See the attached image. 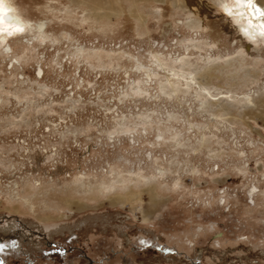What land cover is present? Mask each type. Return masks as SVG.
Listing matches in <instances>:
<instances>
[{
  "label": "rangeland",
  "instance_id": "obj_1",
  "mask_svg": "<svg viewBox=\"0 0 264 264\" xmlns=\"http://www.w3.org/2000/svg\"><path fill=\"white\" fill-rule=\"evenodd\" d=\"M7 2L0 264H264V43L230 0Z\"/></svg>",
  "mask_w": 264,
  "mask_h": 264
},
{
  "label": "bare ground",
  "instance_id": "obj_2",
  "mask_svg": "<svg viewBox=\"0 0 264 264\" xmlns=\"http://www.w3.org/2000/svg\"><path fill=\"white\" fill-rule=\"evenodd\" d=\"M230 2L232 6L225 7L224 11L235 18L239 34L249 42L260 39L264 43V35L261 34L264 32V28L261 27L264 24V17L255 16L246 7L247 0H230ZM260 4L264 5V0H260ZM0 18L3 19V23L0 24V30H16L22 26L26 27L22 20L18 18L17 14L14 13V9L10 7V3L7 0H0ZM36 28L38 33L41 34L43 25L37 26Z\"/></svg>",
  "mask_w": 264,
  "mask_h": 264
},
{
  "label": "snow or ice",
  "instance_id": "obj_3",
  "mask_svg": "<svg viewBox=\"0 0 264 264\" xmlns=\"http://www.w3.org/2000/svg\"><path fill=\"white\" fill-rule=\"evenodd\" d=\"M246 7L248 9H250L251 12L255 16L264 17V5H261L260 4V0H256V2H254V0H247ZM229 11H231V10L229 9ZM2 23H3V19L0 18V24H2ZM261 27L264 28V24H262ZM16 31L17 32H22L23 29L17 28ZM261 34L264 35V32H262ZM8 35L11 36L12 33L9 32ZM9 244L14 245L15 244V241L13 240V241H10L8 243H5L3 241H0V250L9 247Z\"/></svg>",
  "mask_w": 264,
  "mask_h": 264
}]
</instances>
